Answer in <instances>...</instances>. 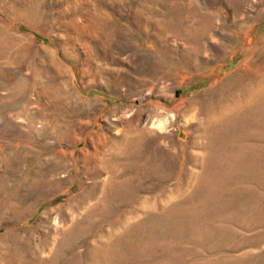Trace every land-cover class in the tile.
<instances>
[{
  "label": "rangeland",
  "instance_id": "1",
  "mask_svg": "<svg viewBox=\"0 0 264 264\" xmlns=\"http://www.w3.org/2000/svg\"><path fill=\"white\" fill-rule=\"evenodd\" d=\"M0 264H264V0H0Z\"/></svg>",
  "mask_w": 264,
  "mask_h": 264
},
{
  "label": "bare ground",
  "instance_id": "2",
  "mask_svg": "<svg viewBox=\"0 0 264 264\" xmlns=\"http://www.w3.org/2000/svg\"><path fill=\"white\" fill-rule=\"evenodd\" d=\"M222 92V91H221ZM168 124V121L167 119L165 118H160V119H157L155 122H154V125L158 128V129H161L163 130ZM132 142V141H131ZM132 143H136V140H133ZM131 144V143H130ZM217 161V160H216Z\"/></svg>",
  "mask_w": 264,
  "mask_h": 264
}]
</instances>
